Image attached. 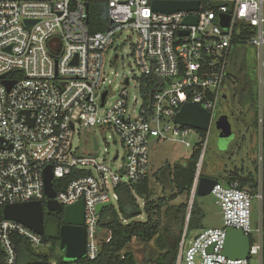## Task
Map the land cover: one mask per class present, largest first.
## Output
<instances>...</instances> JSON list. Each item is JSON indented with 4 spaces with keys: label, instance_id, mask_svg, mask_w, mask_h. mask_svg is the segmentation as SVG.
Here are the masks:
<instances>
[{
    "label": "built area",
    "instance_id": "1",
    "mask_svg": "<svg viewBox=\"0 0 264 264\" xmlns=\"http://www.w3.org/2000/svg\"><path fill=\"white\" fill-rule=\"evenodd\" d=\"M155 1L199 5L196 11L167 14L153 9ZM91 3L107 4V31L91 32ZM223 14L230 15L228 30L220 25ZM189 16L197 18L196 25L184 24ZM248 29L252 37L244 48L256 50L257 99L263 110L264 0H0V210L27 202L45 206L44 171L52 166L53 200L63 208L84 201L86 258L96 260L102 240L112 238L111 233L102 235L98 206H116L119 187L149 177L155 140L191 147L188 138L196 130L174 122L184 104L201 105L211 113L212 124L227 101L234 37ZM123 33L132 40L136 71L114 86L106 71L110 63L124 59L118 51L110 56ZM92 128L103 137L104 154L97 155L100 141L93 137L94 154L78 155L75 145L82 131ZM201 156L203 160L204 151ZM197 186L195 182L193 188ZM211 194L223 224L195 232L189 244L185 232L176 264H264V222L255 227L252 221L254 203L261 211L263 202L261 173L255 193L238 182H218ZM228 228L250 237L247 259L223 255ZM22 239L36 254H50L52 242L45 235L2 217L0 264H21ZM47 264L58 261L50 258Z\"/></svg>",
    "mask_w": 264,
    "mask_h": 264
},
{
    "label": "rangeland",
    "instance_id": "2",
    "mask_svg": "<svg viewBox=\"0 0 264 264\" xmlns=\"http://www.w3.org/2000/svg\"><path fill=\"white\" fill-rule=\"evenodd\" d=\"M125 33L121 37H117L114 46L110 51V56L114 55L116 51L120 53L124 59L119 62H112L107 66L106 75L113 82L115 86L123 77L128 75L131 71H136L134 59L131 54V39H124ZM244 62L245 69L242 76L252 81L254 84V96L256 97V106L258 109V123H256V111L251 108L250 104H240L238 90L240 84L238 80L241 73H238L240 63ZM259 70L257 63L256 50L253 47H246L243 51L241 49L237 52L233 49L230 56V73L226 84V94L228 100L223 102L217 111V116L211 124L209 132L202 135L199 132L191 133L189 142L191 147L188 148L184 144L171 141H160L154 148L150 149V185L152 189V199H169L176 191L169 187L164 188L157 182V176H163L165 169L174 170L177 164H185L190 161L191 156L199 142L202 140V152L204 157L201 163L200 176H207L211 178H227L234 171L244 169V175L252 174L254 178L259 179V173L263 166V110L259 107L258 102V84H259ZM118 74V76H116ZM228 115L233 127L236 137L229 144H226L220 139V132L217 129L216 122L220 116ZM199 135V136H198ZM93 137H98L100 141V151L97 155L104 154L105 145L102 143V135L98 129L92 128L83 130L80 136V143L75 146L78 147V155L94 154L93 148L90 147V142ZM121 154L124 149L118 146ZM114 151L111 150V154ZM199 165V164H198ZM198 170V167H197ZM191 195L179 196L175 201H170L168 206H179L181 204H189ZM139 203L143 204L142 199H138ZM196 212L204 214L203 220L204 228L220 227L223 224L221 208L216 202L215 197L211 194L209 196L197 195L194 198ZM194 205V204H193ZM172 208V207H170ZM53 214V216L51 215ZM57 213H49L45 211V226L46 234L52 235L55 233V216ZM140 219H145V216ZM262 220L261 211L258 203H254L253 210V225L256 227L258 222ZM164 224V223H163ZM55 229V230H54ZM186 232V231H185ZM196 231L187 238L189 244ZM154 239L150 243H143L134 239L126 249L134 253L137 264H157L158 256L161 253L159 245L167 239V234ZM103 236L105 233L102 234ZM255 263V260H253Z\"/></svg>",
    "mask_w": 264,
    "mask_h": 264
},
{
    "label": "trees",
    "instance_id": "3",
    "mask_svg": "<svg viewBox=\"0 0 264 264\" xmlns=\"http://www.w3.org/2000/svg\"><path fill=\"white\" fill-rule=\"evenodd\" d=\"M89 28L91 32H105L110 27L108 18V6L105 3H91L89 7ZM252 37L248 30L242 31V34L235 36L233 40L234 50L243 51L245 41ZM240 45V46H239ZM245 69L244 62L240 63L238 73L241 77L238 80L240 88L238 90L240 104H250L256 111V123H258V109L256 106V97L254 96V84L242 76ZM231 74H229L230 76ZM231 77V76H230ZM229 78V77H228ZM151 86L155 85V79L150 78ZM263 123V166L261 179L264 185V109L262 113ZM202 135L206 132L196 130ZM202 144V143H201ZM196 146L191 159L185 164H177L172 171L170 168L163 171V176H157L156 180L164 188L169 187L176 191L169 199H152L153 193L150 185V177L133 184L132 186H121L117 189L119 201L116 206L105 208L100 214V228L105 233H111L112 238L109 243L102 240L101 252L96 260L87 258L74 262H65L64 253L59 249L60 226L63 218L62 213L55 216V233L45 234L47 240L52 242L50 254H36L27 245L25 240H19L18 255L21 264H47L50 258L58 261V264H137L134 253L127 251L128 245L137 239L143 243H150L154 239L167 234V239L159 245L161 250L157 259V264H176L180 243L186 230V238L192 232L205 230L203 220L204 214L196 212L195 203L192 208L191 216L187 224L188 203L179 206H168L170 201H175L179 196L190 195L196 180L197 167L201 157L202 146ZM260 175V173H259ZM75 177L74 175L72 176ZM70 177L68 180H71ZM218 182L225 185H231L238 182L242 189H247L255 193L258 188V180L252 174L244 175V169L234 171L227 178H216ZM69 182L67 180L64 181ZM58 189V187L56 186ZM197 196V195H196ZM138 199H142L143 204ZM172 207V208H170ZM3 209L0 210V219L3 217ZM53 216V214H51ZM145 216V219H140ZM164 223V224H163ZM46 230V226H45ZM165 234V235H166Z\"/></svg>",
    "mask_w": 264,
    "mask_h": 264
},
{
    "label": "water",
    "instance_id": "4",
    "mask_svg": "<svg viewBox=\"0 0 264 264\" xmlns=\"http://www.w3.org/2000/svg\"><path fill=\"white\" fill-rule=\"evenodd\" d=\"M198 1H155L153 9L162 13H173L177 11H196L198 9ZM197 18L186 17L184 24L196 25ZM230 22V15L223 14L220 16V25L225 30H228ZM181 34H187L181 31ZM8 87L13 85V82H5ZM164 83L162 78L158 79L157 85L162 86ZM107 92L103 95V103ZM211 113L204 109L197 103L184 104L180 111L176 114L174 122L180 126L188 127L194 130L208 132L211 127ZM219 130L220 139L222 142L229 144L236 137L233 131L232 124L228 115L220 116L216 122ZM156 142V140L154 141ZM96 145V144H95ZM153 143L151 144L152 148ZM97 147V145H96ZM202 163V156L199 160V165ZM45 193L49 201L44 206L42 202H27L20 204L7 205L3 209V218L6 220L20 222L26 225L40 235H45V211L49 213H62L63 218L60 226V243L59 249L64 253L63 259L65 262H74L86 258V229L84 226V201H79L66 208H63L57 201L53 200L56 196L53 187V170L52 166L45 168ZM198 182L197 188H192L191 200L188 205L187 224L189 222L193 202L196 195L209 196L212 193L214 186L218 183L217 179L200 176V170H197L196 180ZM111 207V204H103L98 206V213L103 209ZM186 231V230H185ZM197 235L194 237L197 239ZM251 240L241 230L228 228L226 230V241L223 250V255L229 259H247L249 256ZM213 251V247L209 252ZM264 257V252H263Z\"/></svg>",
    "mask_w": 264,
    "mask_h": 264
},
{
    "label": "flooded vegetation",
    "instance_id": "5",
    "mask_svg": "<svg viewBox=\"0 0 264 264\" xmlns=\"http://www.w3.org/2000/svg\"><path fill=\"white\" fill-rule=\"evenodd\" d=\"M227 99H228V97H227ZM262 193H263V202H262V207H261V214H262V219L264 222V185H263V182H262Z\"/></svg>",
    "mask_w": 264,
    "mask_h": 264
},
{
    "label": "crops",
    "instance_id": "6",
    "mask_svg": "<svg viewBox=\"0 0 264 264\" xmlns=\"http://www.w3.org/2000/svg\"><path fill=\"white\" fill-rule=\"evenodd\" d=\"M228 100V99H227ZM160 142V141H159ZM159 142H153L152 148H154ZM207 177V176H206Z\"/></svg>",
    "mask_w": 264,
    "mask_h": 264
}]
</instances>
